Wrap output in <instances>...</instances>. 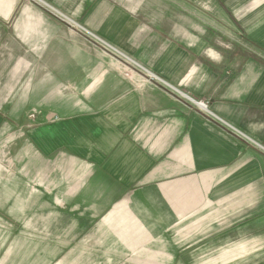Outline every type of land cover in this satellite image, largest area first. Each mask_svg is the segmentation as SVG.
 <instances>
[{
    "label": "crops",
    "instance_id": "0c3cea01",
    "mask_svg": "<svg viewBox=\"0 0 264 264\" xmlns=\"http://www.w3.org/2000/svg\"><path fill=\"white\" fill-rule=\"evenodd\" d=\"M240 35L264 51V0H0V143L29 182L0 228L43 214L108 264H264V57Z\"/></svg>",
    "mask_w": 264,
    "mask_h": 264
},
{
    "label": "rangeland",
    "instance_id": "374dc122",
    "mask_svg": "<svg viewBox=\"0 0 264 264\" xmlns=\"http://www.w3.org/2000/svg\"><path fill=\"white\" fill-rule=\"evenodd\" d=\"M248 46L254 49L252 46ZM254 51L256 54H260L262 58L264 57L262 48ZM24 118L26 119L25 125H27L28 119L25 115L17 117L18 121L16 123L23 126ZM55 118L58 119L53 117V120ZM14 137L16 136L9 131V139ZM10 146L11 144L5 146L4 143H0V202L3 203L7 210L20 205L22 210H27L29 208V196L27 194L23 195V193H27L29 189L28 178L27 176L24 177L28 175V165L23 169L24 165L22 167L23 170H20V173L18 172L17 174L18 168L9 159L11 156V153H9ZM13 174L20 180L14 179ZM15 188L20 189L22 195H14L13 191ZM43 201L44 196H42ZM5 223L4 228H0V236L4 235V241L0 240L3 241L0 242V261L4 258V264H108L106 259L95 258V254L87 245H81L80 250L77 251L76 243H58L60 237H55V234L50 235V231L44 226L43 214L37 213V217L34 218L29 217L27 213H23L17 222L6 218ZM12 236L20 238V242L18 240L13 242ZM30 239L33 240L29 242ZM66 253H70V255H65ZM61 255H65L69 259L62 263ZM169 262L171 260L166 261V264Z\"/></svg>",
    "mask_w": 264,
    "mask_h": 264
},
{
    "label": "trees",
    "instance_id": "16d2710c",
    "mask_svg": "<svg viewBox=\"0 0 264 264\" xmlns=\"http://www.w3.org/2000/svg\"><path fill=\"white\" fill-rule=\"evenodd\" d=\"M241 36V35H240ZM242 38V42L244 43V44H247V45H250V46H252L254 49H252L253 51L255 50V49H260V47L258 46V45H256L255 43H253V42H250L248 39H246L244 36H241ZM244 39V40H243ZM258 47V48H257ZM254 55V57L255 58H257V56L255 55V54H253Z\"/></svg>",
    "mask_w": 264,
    "mask_h": 264
},
{
    "label": "built area",
    "instance_id": "2783aa9c",
    "mask_svg": "<svg viewBox=\"0 0 264 264\" xmlns=\"http://www.w3.org/2000/svg\"><path fill=\"white\" fill-rule=\"evenodd\" d=\"M199 105H200V107H202L204 109H207V104L206 103L201 102V103H199ZM55 120H57V119L55 118Z\"/></svg>",
    "mask_w": 264,
    "mask_h": 264
}]
</instances>
